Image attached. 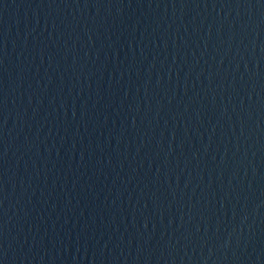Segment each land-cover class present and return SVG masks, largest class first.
Listing matches in <instances>:
<instances>
[{"label":"water","instance_id":"1","mask_svg":"<svg viewBox=\"0 0 264 264\" xmlns=\"http://www.w3.org/2000/svg\"><path fill=\"white\" fill-rule=\"evenodd\" d=\"M0 264H264V0H0Z\"/></svg>","mask_w":264,"mask_h":264}]
</instances>
